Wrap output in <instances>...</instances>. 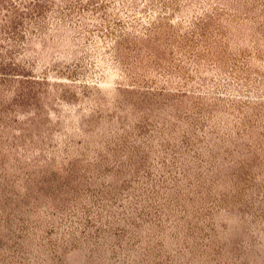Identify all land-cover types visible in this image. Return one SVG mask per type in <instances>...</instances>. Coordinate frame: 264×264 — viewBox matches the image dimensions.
<instances>
[{
  "label": "rangeland",
  "instance_id": "obj_1",
  "mask_svg": "<svg viewBox=\"0 0 264 264\" xmlns=\"http://www.w3.org/2000/svg\"><path fill=\"white\" fill-rule=\"evenodd\" d=\"M0 264H264V0H0Z\"/></svg>",
  "mask_w": 264,
  "mask_h": 264
}]
</instances>
